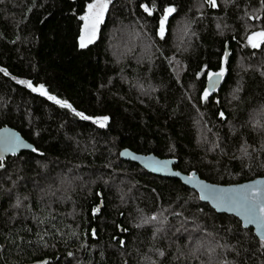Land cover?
<instances>
[{
  "label": "trees",
  "instance_id": "1",
  "mask_svg": "<svg viewBox=\"0 0 264 264\" xmlns=\"http://www.w3.org/2000/svg\"><path fill=\"white\" fill-rule=\"evenodd\" d=\"M87 2L0 0V67L9 73L0 72V128L43 153L8 156L0 169V264H208L203 249L199 260L177 259L197 241L216 248L211 264H264L253 230L237 218L119 158L128 149L173 159L175 170L217 185L264 176V45L246 43L264 28L261 0H216L215 8L205 0H111L97 38L81 49ZM153 2L149 16L140 5ZM168 5L176 11L161 38ZM226 47L221 86L202 101L207 77L196 73L217 71ZM13 76L44 84L86 115H108V125L80 120Z\"/></svg>",
  "mask_w": 264,
  "mask_h": 264
},
{
  "label": "snow or ice",
  "instance_id": "2",
  "mask_svg": "<svg viewBox=\"0 0 264 264\" xmlns=\"http://www.w3.org/2000/svg\"><path fill=\"white\" fill-rule=\"evenodd\" d=\"M111 0H89V2L85 5V10L83 14L79 16V20L82 21V25L80 26V34L78 37L79 47L81 49L86 48L88 45L92 44L97 38V33L99 31L100 25L104 22L105 13L109 8ZM205 2L212 8L217 7L216 0H205ZM140 7L143 9L145 13L151 16L156 11V5L153 2L151 6L148 4H141ZM261 7L264 8V0H261ZM176 11V8L172 5L165 6L162 10V15L159 17V28L157 31V35L161 38L165 35V24L169 18V16ZM255 19L260 20L261 17L259 15L255 16ZM247 44L253 49L261 48L264 45V28H260L257 31L251 32L247 36ZM229 53L227 51L224 52V55L221 57L220 65L217 71H213L208 69L205 66V69H202L201 72H197L196 76L199 78L202 74L207 77V84L203 88V92L200 96L202 101H207L210 97V94L216 89L217 85L224 77L226 68L225 63L227 62ZM0 72L4 73L5 76H8V70L6 68L0 67ZM13 80L16 81L17 84L24 85L26 88L30 89L32 92L39 93L41 96L46 97L48 100L52 101L54 104L58 105L60 108L70 110L74 116L78 117L83 121H91L93 124L97 125L100 128H105L108 125L110 117L108 115H86L83 111H78L76 108L72 106L67 100L60 99L56 95L51 94L45 87L44 84H36L34 85L32 81L25 79H17L16 77H12ZM241 88L238 86L235 89V92H239ZM233 98H237L235 95ZM264 111V108H262ZM224 112H219V116L221 118L224 117ZM38 134V133H37ZM28 148L33 153H39L43 156L42 152H39L37 147L32 146L31 144H27L21 136L11 131L9 128L4 127L0 128V169H6V165L4 162V154L11 153L12 155H16L19 149ZM244 154L247 156L249 153L246 150H243ZM127 154V150L121 153V155ZM135 158V157H133ZM149 163L146 166L151 167L153 171H162L167 167L168 161H159L154 158L148 157L146 158ZM44 167V165H42ZM187 180L189 183L195 182L200 186V199L201 200H212L214 206L217 208L224 207L227 208L228 211L235 212V214L240 217L246 225L252 224L255 225L257 234L259 236V240L257 241L259 248L264 249V179L255 180L246 184H238L230 187H218L216 185L204 184L202 181H198L196 178V173L192 172ZM70 182V181H69ZM13 185H15V181H12ZM2 187V186H0ZM5 191H10V189H5ZM26 199V197H25ZM12 208L18 209L21 207V200L17 197L14 204L11 205ZM99 207H95L92 209L93 213L98 212ZM176 216H181L182 213H174ZM157 219L156 215H152L151 217L143 218L142 223L148 224L150 221H154ZM163 223V221H161ZM139 226V225H137ZM200 227L199 225L196 226ZM126 231V229H123ZM179 231V229H177ZM187 231V229H185ZM228 231H231L228 229ZM75 234V233H74ZM93 236H95V231L93 230ZM208 235H212V233H208ZM41 241L43 238H40ZM121 246H124V241H119ZM237 245H241V240L237 239ZM47 247V244L43 245ZM217 247L223 248L226 245H217ZM201 249L204 250L208 254L209 261L208 264H211L212 256L216 253V248L211 246H205L202 241H197L195 245L190 248V251L185 254L178 249L179 255L177 259L183 256L187 259L191 256L193 259H200ZM235 252L236 256H240V248L237 246H233L231 249ZM158 255L163 257L165 256L164 251L157 250ZM72 255V253H69ZM39 264H47L46 261H40ZM155 264V262H153ZM201 264H205V262L201 261ZM217 264H232L227 260H219Z\"/></svg>",
  "mask_w": 264,
  "mask_h": 264
},
{
  "label": "water",
  "instance_id": "3",
  "mask_svg": "<svg viewBox=\"0 0 264 264\" xmlns=\"http://www.w3.org/2000/svg\"><path fill=\"white\" fill-rule=\"evenodd\" d=\"M225 51L228 52V48L227 47L225 48ZM228 58H229V55H228ZM222 79L219 82V84L217 85L216 89H218L221 86ZM206 84H207V81H206ZM9 129L11 131H13V132H16L15 130H13L11 128H9ZM16 133H18V132H16ZM26 143L29 144L28 142H26ZM125 150H127V154L121 155V153L125 152ZM22 151H30V149H28V148L19 149L16 154H18L19 152H22ZM11 155H12L11 153H5L4 154V158H6L8 156H11ZM133 157H135V158H133ZM148 157L154 158L155 160H159V161H168V165L162 171H153L151 167L146 166V164L149 163V161L146 159ZM119 158L122 161L129 162V163H133V164L138 165L140 168L144 169L147 173H149L151 175L158 176V177H163V178H168V179H176V180L180 181V183L183 186H185V187L193 190L194 192H196L197 195H198V198L201 195L200 186L198 184H196L195 182L189 183L188 180H187V177L192 172L190 174H184V173H181L178 170H175L174 169V166L176 165V161L173 160V159H160V158H158V157H156V156H154L152 154H149V155L136 154V153H134V152H132V151H130L128 149L121 150L119 152ZM196 178H197L198 181H202L204 184L216 185L218 187H230V186L238 185V184H233V185H217V184H212V183L206 182L205 180L201 179L197 174H196ZM260 179H264V176L263 177L256 178V179H253V180H250V181H247V182L239 183V184H246V183H250L252 181L260 180ZM199 200H200L201 203L207 204L217 214H224V215L233 216V217L237 218L240 221L242 227L244 229H249V228L252 229L253 230V233H254V236L259 240V236L257 234V230H256L255 225H252V224L246 225L244 223V221L235 214V212L228 211L227 208H224V207L217 208V207H215L212 200H201L200 198H199ZM98 207H99V209L101 208V202H100V204H99Z\"/></svg>",
  "mask_w": 264,
  "mask_h": 264
},
{
  "label": "rangeland",
  "instance_id": "4",
  "mask_svg": "<svg viewBox=\"0 0 264 264\" xmlns=\"http://www.w3.org/2000/svg\"><path fill=\"white\" fill-rule=\"evenodd\" d=\"M106 14V13H105ZM101 26V25H100ZM100 29V28H99ZM117 31V30H116ZM115 34L116 32L113 30L112 31V34ZM98 34V33H97ZM246 43H247V41H246ZM78 45H79V42H78ZM248 45V44H247ZM250 47V46H249ZM173 64H174V69H175V71H177V72H181L182 71V64L180 63V62H178L177 60H173Z\"/></svg>",
  "mask_w": 264,
  "mask_h": 264
}]
</instances>
